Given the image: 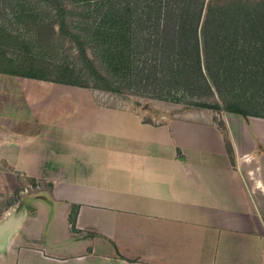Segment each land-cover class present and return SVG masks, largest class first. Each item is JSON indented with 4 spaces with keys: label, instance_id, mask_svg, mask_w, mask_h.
<instances>
[{
    "label": "crops",
    "instance_id": "crops-1",
    "mask_svg": "<svg viewBox=\"0 0 264 264\" xmlns=\"http://www.w3.org/2000/svg\"><path fill=\"white\" fill-rule=\"evenodd\" d=\"M63 87L0 73V264H264V118Z\"/></svg>",
    "mask_w": 264,
    "mask_h": 264
},
{
    "label": "trees",
    "instance_id": "trees-1",
    "mask_svg": "<svg viewBox=\"0 0 264 264\" xmlns=\"http://www.w3.org/2000/svg\"><path fill=\"white\" fill-rule=\"evenodd\" d=\"M97 1L107 24L98 36L118 56L119 89L103 77V83L89 86L24 76L115 93L127 86L177 103L181 91L193 107L264 118V0L250 5L240 0Z\"/></svg>",
    "mask_w": 264,
    "mask_h": 264
},
{
    "label": "rangeland",
    "instance_id": "rangeland-1",
    "mask_svg": "<svg viewBox=\"0 0 264 264\" xmlns=\"http://www.w3.org/2000/svg\"><path fill=\"white\" fill-rule=\"evenodd\" d=\"M207 1L229 4L236 0ZM240 1L250 5L261 0ZM103 8L97 0L88 3L73 0H0V73L76 80L89 86L103 83L102 79L106 78L112 86L119 89V64H115L118 56L112 52V48L107 47L108 42L98 36L101 35L102 27L107 25L102 17ZM53 83L64 86L61 89L67 91L69 97H73L70 90H99ZM99 91L108 94L110 99H104L108 103L115 99L146 107L157 103L156 101H163L145 93H136L127 86H122L121 93ZM176 96L179 103L165 101L177 104L176 110L170 114L194 108L186 104L189 98L181 91L177 92ZM220 103L222 105V102ZM154 114L156 121L163 116V112L157 108ZM177 118L173 116L172 121H177ZM33 186L29 179H22L19 190L27 188L28 192L21 194L17 190L12 196L1 198L0 216L7 212L9 205L14 202L16 205H29L30 197L34 193ZM48 188L46 186L43 192L47 193Z\"/></svg>",
    "mask_w": 264,
    "mask_h": 264
},
{
    "label": "water",
    "instance_id": "water-1",
    "mask_svg": "<svg viewBox=\"0 0 264 264\" xmlns=\"http://www.w3.org/2000/svg\"><path fill=\"white\" fill-rule=\"evenodd\" d=\"M9 227L7 225L0 226V247L2 246L5 238L7 237Z\"/></svg>",
    "mask_w": 264,
    "mask_h": 264
},
{
    "label": "bare ground",
    "instance_id": "bare-ground-1",
    "mask_svg": "<svg viewBox=\"0 0 264 264\" xmlns=\"http://www.w3.org/2000/svg\"><path fill=\"white\" fill-rule=\"evenodd\" d=\"M129 124H131V123H129ZM129 124H128V125H129ZM142 143H143V142H142Z\"/></svg>",
    "mask_w": 264,
    "mask_h": 264
}]
</instances>
